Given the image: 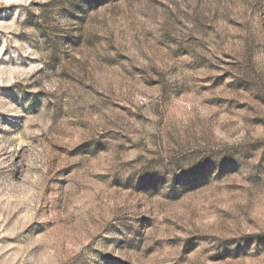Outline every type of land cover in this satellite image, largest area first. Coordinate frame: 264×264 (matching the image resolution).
<instances>
[{
  "label": "rangeland",
  "instance_id": "rangeland-1",
  "mask_svg": "<svg viewBox=\"0 0 264 264\" xmlns=\"http://www.w3.org/2000/svg\"><path fill=\"white\" fill-rule=\"evenodd\" d=\"M0 264H264V0H0Z\"/></svg>",
  "mask_w": 264,
  "mask_h": 264
}]
</instances>
